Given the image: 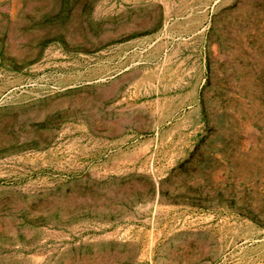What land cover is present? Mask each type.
<instances>
[{"label":"rangeland","instance_id":"374dc122","mask_svg":"<svg viewBox=\"0 0 264 264\" xmlns=\"http://www.w3.org/2000/svg\"><path fill=\"white\" fill-rule=\"evenodd\" d=\"M0 264H264V0H0Z\"/></svg>","mask_w":264,"mask_h":264}]
</instances>
